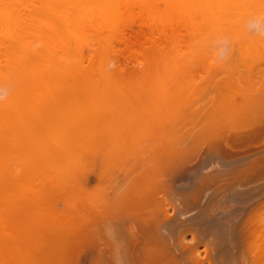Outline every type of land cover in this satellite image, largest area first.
I'll return each mask as SVG.
<instances>
[{"label": "bare ground", "instance_id": "obj_1", "mask_svg": "<svg viewBox=\"0 0 264 264\" xmlns=\"http://www.w3.org/2000/svg\"><path fill=\"white\" fill-rule=\"evenodd\" d=\"M254 1L256 0H0V29L2 27V32L0 30V75H2L1 72L8 75L11 70L10 73L14 70H23V72L18 71L21 74L20 76L18 75L20 80L19 82L17 81L16 87L13 85L14 83L11 82L12 84H10L8 82L13 87V90H10L13 93L9 91L10 86L6 84L9 87V95L13 94L11 98L14 102V104L12 103L13 107L16 108L14 111L16 112L17 110L16 114L21 117V122L19 120L17 123L13 118L15 122L12 120V124H7L11 122L9 121L11 119L8 118L9 120H7L8 116L6 118L3 117L6 119L4 120L5 123H7L1 127L2 136L0 135V143L2 145L0 148L2 149L5 146L6 150L12 149V151L16 150V152H19L18 148L21 147L23 148L22 150L20 148L21 152L24 150V153H28L29 157L30 154H35V156L39 157H42V154H49L50 157V154L58 153L57 150L59 149L66 148L67 152L68 149L74 150L75 148V153L77 158H79L76 159L81 161V156L88 153L87 149L85 151L82 148L89 147L94 142H96V145L99 142L98 140L102 142V139H112L111 142L115 141L118 143L119 149L120 145L123 149L124 144L126 147V144L131 145V147L129 146L131 151L127 150V148L124 149V151L127 150L128 152L122 151V148L118 149L120 153L117 150L116 154L120 155L117 157L126 155L129 160H131V157L138 159L137 152L139 148L135 144H140L139 139L145 138L149 140L151 137H155L151 131L154 130V126L162 123H165L163 124L165 126L169 122L173 124L181 122L180 113L186 112L190 115V112L187 111L190 110L189 107L191 105L193 107V102L198 106L196 103L203 95V91L205 90L206 92L207 88H209L207 91L209 93L210 87L207 86L211 85L210 83L212 85L215 84L213 90L217 91L218 96L215 99L213 95L212 103L210 102L211 105L213 104L212 110L209 102V105L207 104L209 109H206L211 110V112L207 111L209 112L207 113L209 114L208 117L205 113L206 117L209 118V121L206 118L208 123L205 125L208 126V134L205 132V136L207 135L206 138L208 139L203 138L204 136L200 133V137L205 141L203 142L198 136L201 142L199 144L196 142V145H200L202 142L207 144L204 154L201 152L203 155L200 162L195 168L187 169L183 167L181 160L174 161L171 165L172 168L167 174H171L172 181L178 183L175 192L180 193V196L183 195L184 202L190 201L187 206L185 205L186 207L191 202L197 201L199 197L204 196L206 199L207 205L202 210L200 220L204 216L203 218L206 220L207 225L206 230L214 237L215 245L219 246L216 261L209 264H264V66H262L264 65V39H257L255 36L257 40H253L254 37H252L251 41L247 42L231 40L238 47V52L235 48L238 56L234 58V54H236L234 51V53L226 51L228 54L225 55V64L221 63L218 68L214 66L216 70L221 71L219 68H222L224 71V78L221 82L216 81V77L213 75L204 82V84H208L207 86H196L195 75L198 74V69H196L197 64L192 61V58L196 59L202 56L196 54L195 50L198 42L209 40V38H204V35L219 36L222 32H226L225 34L228 33L232 36L236 32L233 33V30L237 26H235V20H237L238 14H243L244 9L252 7L250 5ZM36 3L37 5H35ZM13 24L15 26L18 25L16 28L21 27L22 33L20 31L16 33L18 29L15 31V27L11 28L12 34L8 32L10 31L8 27ZM26 24H28V27L25 28ZM238 24L240 25L239 22ZM32 26L35 27V31L37 29L36 32L31 33ZM24 29L27 30L25 31ZM28 29H31V31L29 32ZM185 36L189 37L190 42H188L189 40L187 41ZM187 42L191 45L190 56L184 51ZM234 43H231V49L234 48ZM15 44L16 46H14ZM256 45L260 47H257L259 50L255 49ZM38 46L39 49L35 50ZM11 48H15L17 52L9 54L13 51ZM3 60H5V64L2 63ZM110 64H112V69L108 70L107 67ZM193 68L195 69L193 70ZM15 73L13 72L12 75H15ZM9 77L6 76V78ZM62 79L66 80L67 83L63 81L60 84ZM14 80L17 79L14 78ZM183 82L185 84H182ZM218 82L222 85L220 86ZM44 85L47 87H45L46 89L43 87ZM208 93H205L206 96ZM9 95L8 97H10ZM65 95H68V98L72 97L73 102H71L70 106L63 104L67 99ZM107 95L110 96L108 101L112 96L110 106L108 104L110 109L104 104L100 105V101L103 103L107 100ZM85 96L87 98L91 96L87 103L84 101L86 100ZM211 96L209 99H211ZM204 98L203 96L201 100H204ZM10 100L6 104L10 103ZM199 102L201 101L198 100ZM6 104L1 108V111L2 109L9 111L8 108L10 106ZM105 104L107 103L105 102ZM26 106H30L29 108L27 107V115H25L23 110ZM96 106H99L101 110L106 107L107 110L98 111V109L96 111ZM13 107L12 109H14ZM10 112L13 113L12 110ZM194 112L196 115L198 114V110ZM3 114L7 115L8 112ZM194 114L189 117L192 118ZM9 115L12 116L11 114ZM194 118L195 115L191 120ZM184 121L187 122V120ZM168 126L170 127V125ZM108 127L112 129L110 136L109 132L108 134L105 132L107 131L105 128L107 129ZM148 128L151 129V137H146L148 135L142 131L146 129L147 132ZM103 129L104 132H102ZM202 129L203 133L205 128L203 127ZM97 130L98 132L101 130V133H98ZM156 131L158 132L159 129ZM163 132L165 133L166 131ZM140 133L144 134L143 137ZM156 135L159 136L160 134ZM159 138L157 137L158 140H160ZM193 139L195 142V138ZM162 143L165 144L161 138L160 146H162ZM177 143L179 144V142ZM175 144L174 142L172 149L178 146V144L176 146ZM6 145L9 146V149ZM132 145L137 149L136 152L132 151ZM141 145L139 146L144 149V146ZM254 145H258L260 148L256 149L258 147H254ZM17 146L18 148H16ZM160 146H157L158 150H164L166 144L163 148H160ZM97 147L94 146V148ZM117 147H114L115 151ZM114 148L112 147V149ZM145 149L147 148L145 147ZM172 149L171 151H173ZM109 150L108 155L111 158L112 154L111 160H114L115 152L109 153ZM147 150L151 151L150 149ZM154 150L151 151L153 156ZM163 150L162 152L156 151L157 153L153 157L156 159V162L153 160L155 168H149L150 170L153 169L151 172H155L156 176L161 174L160 170H163L162 165L165 163L163 161L162 164L163 158L166 157V160H172L176 154L173 153L174 151L167 150L168 152H163ZM193 150L194 148L190 149L189 153ZM2 151L5 152V148ZM148 151L147 153H150ZM177 151H179L178 148ZM72 152L74 153V151ZM95 152L97 153V151ZM95 152L93 153L94 155L96 154ZM104 152L106 153L105 150ZM2 153L0 152V155ZM10 153L14 152L10 150ZM133 154L136 155L134 156ZM54 156L57 157L58 155ZM65 156L67 157V155ZM5 157L8 156L5 155ZM56 157L53 159H56ZM144 157L146 156L144 155ZM59 159L62 158L59 157ZM136 159L134 160L137 162L140 160V167H144L142 166L145 165L143 160L141 158ZM31 160L33 161V159ZM46 160L48 162V158ZM134 160L132 161L134 162ZM171 160L168 162H172ZM67 161L68 159L64 162ZM75 161L74 159L72 162L76 163ZM80 161L74 165L79 166V163L81 165L82 161ZM104 161L102 162L107 164ZM56 163L60 165L61 162L59 160ZM68 163L67 165H69ZM86 163L84 162V166ZM27 165H30V163ZM64 166L62 167L65 168ZM76 166L73 167L75 168ZM117 166H115L114 170H111L114 180L120 174ZM58 168L60 169L61 166H55L56 172L60 173L58 174L57 172L58 175L56 174V177L61 175V171H63L61 169V171L58 170ZM77 168L79 170L81 167ZM82 168L85 169L83 166ZM116 168L118 169L116 170ZM21 169L23 168L21 167ZM31 169H33V166ZM55 169L51 167L49 170L52 173V170L55 171ZM73 169H66L68 172L71 171L70 176L68 175L69 178L74 176V173H72ZM78 170L75 168V175ZM42 171H44L43 168ZM147 171L148 169L141 174ZM131 172L133 171L131 170ZM54 173L51 174L52 180L56 178H54ZM65 173L66 171L62 172L63 175ZM33 174L35 175V173ZM106 174L108 178V171ZM63 175L60 176L61 179ZM81 175L83 176V174ZM146 176H143V180L147 178ZM5 177L7 178L6 175ZM31 177L30 179H32ZM45 177L51 180L47 174H45L43 180ZM78 177L79 181L80 178L83 180L80 175ZM151 177L154 176L151 175ZM63 178L66 179V177ZM140 178L137 177L135 180H140ZM65 179L61 181L67 183ZM113 179L112 184L114 185ZM70 180L68 182L70 185L65 184L66 189L69 190L71 188H67V186H71L72 180ZM77 180L75 182L73 180L72 183L78 185ZM98 180H101V178ZM53 181L52 183L49 181L52 186L58 182L53 183ZM133 182L132 186H134ZM138 183L141 184L139 181ZM58 184L59 182L54 189H50L55 190L57 188L55 191H58L61 186H58ZM140 184L139 186L136 184V189L133 187V191H130L132 195L127 194L124 197L125 200L127 199L125 202H128L127 206L125 205L126 208L123 206L126 212L122 209L124 213L121 211H119L121 213L115 212L120 207L121 199L118 207L114 203L112 204V207L113 205L117 207L116 209L112 208L115 210L114 212L112 211V264H204L203 262H193L192 260L187 262L175 257L174 246L168 241V236L162 237L161 235L162 231H170V229L176 228L177 224H174L175 218L168 216L166 205H162V199L156 197V195L152 196L151 191H148L150 193L149 197L146 196L148 195L146 194L148 189L145 186L147 189L145 191ZM63 186L62 188L64 189L65 186ZM132 186L130 187L132 188ZM5 187L4 185L3 188ZM41 187H39V190L42 191L44 188ZM130 187L129 189H131ZM21 188L23 187L21 186ZM33 188H31V191ZM2 191L1 196H3ZM25 191L27 193V190H24V193ZM35 192L37 195V190ZM72 192L74 194V190ZM117 192L119 193L120 189ZM127 192L129 193V190ZM20 193L22 194V192ZM57 193L53 194L52 192L50 197L60 195V193ZM39 194L40 191H38V196ZM36 195L34 196L35 198H37ZM32 197L33 195L28 199L27 197L24 198L30 201ZM24 198L20 199L23 201ZM35 198L33 200L38 201V198ZM116 198L119 199V195ZM47 200H49V196ZM17 201L13 203H17ZM37 201L32 203L37 205ZM43 201L39 202V205L41 204L39 211L42 212V215L46 209L42 210ZM147 201L151 202L152 205L150 207L155 208L153 209V213L155 211L153 219V215L151 214L152 216L150 217V214H148V212L151 213L152 208L148 206L149 203ZM47 204L51 203L47 202ZM48 208L51 209L52 206H48ZM162 208H166V210ZM173 210L179 213L180 209L179 207H174ZM36 211L37 209L33 213H37ZM48 211L46 214H50ZM141 211L144 213L148 212L145 215L143 213V217L141 216ZM139 213L141 214L139 215ZM40 214L38 213L37 215ZM42 215H40L42 220L39 219V216H34L35 219L39 217L37 223L36 220H33L35 221L33 223L36 224H33L34 228L38 227V221L39 223L45 222ZM148 216L149 218H147ZM244 216H246V219ZM34 218L32 217V219ZM46 218L50 219L48 215ZM51 221L49 220L48 222ZM55 221H53L54 224ZM50 224L47 226L54 225Z\"/></svg>", "mask_w": 264, "mask_h": 264}, {"label": "rangeland", "instance_id": "obj_2", "mask_svg": "<svg viewBox=\"0 0 264 264\" xmlns=\"http://www.w3.org/2000/svg\"><path fill=\"white\" fill-rule=\"evenodd\" d=\"M256 1H254L253 4L250 5L252 7L244 9L243 14L242 13L238 14V16L236 18L238 21L235 20V23H236L235 26L236 25L237 26L234 27L235 29L233 30V33L235 31L236 32L232 36L229 35L228 33L225 34L226 32L224 33L221 31L222 34L219 36L218 35H216V36L204 35V38H209V40L200 41L196 44L195 53L198 54L199 56L202 55L201 57L196 58L197 60L195 58H192L193 59L192 61L195 64H197L196 69H198V74L195 75V85L196 86H203V85L207 86L208 84H204V82H206V80L213 75L216 77V81L218 80L221 82L223 80L224 71L222 70V68L221 69L219 68V70H221L222 72L218 71L214 68V66H216L218 68L219 66H221V63L225 64L224 63L226 60L225 55L228 54L227 52L230 53V52L234 51L236 53V54H234V58L238 56L237 55V52L239 51L238 47L234 42H231V40L234 39L235 41L238 40L237 42H239V41H243V42L246 41L247 42V41H251L252 37H254L253 40H255L256 39L255 36L257 37V39H264V0H260V1L256 0ZM35 5H37V3ZM255 5H256L255 8H257V9L253 8ZM251 8H253V9H251ZM251 10H252V12H251ZM246 11H247V14H246ZM238 22L240 23V25L238 24ZM27 25L28 24L25 25V28L28 27ZM10 26L11 27H8V28H10V31H8V32H11L12 27L16 28V26H18V25L15 26V24H13ZM19 27H20V25H19ZM32 27H33V29H32ZM32 27H30L32 29V31H31V29H28L29 32L30 31H31V33L36 32L37 29L35 31L34 30L35 27L34 26H32ZM15 28H14L15 31L18 29L16 31V33L18 31H20L22 33L23 30H21L22 29L21 27L16 28V29ZM1 29H2V27H1ZM4 29H5V27H4ZM24 30L26 31L27 29H24ZM15 31H13V32H15ZM1 32H2V30H1ZM45 32H47V31H45ZM11 34H12V32H11ZM185 37H187V41L189 40L188 42H190L189 37L188 36H185ZM188 42H187L186 46L184 47V51H186V54L188 56H190L189 53L191 50V45ZM231 43H234L233 44L234 48H232V49L230 47ZM258 45L260 46V44H258ZM258 45L255 46V49L260 48V47H258ZM14 46H16V44ZM235 48H236L237 52H236ZM11 49H13V51H11L12 53H9V54H13V52L14 53L17 52V50L15 51V48H11ZM16 49H18V47H16ZM37 49H39V46L35 50H37ZM223 59H224V61H223ZM2 63L5 64L6 63L5 60H3ZM262 66H264V65H262ZM107 69L111 70L112 64H110L107 67ZM194 69L195 68H193V70ZM11 71L8 72V75H6V73H4V72H1L2 75H0L1 77H3V78L0 77V131H1V127L3 126V124L6 125V123H7V122L5 123V121H4V120H6L5 118L7 116H8L7 120L11 119V120H9L11 122H8L7 124H12L13 118L15 119V121L17 123L19 122V120L21 122V117L19 116V114L18 115L16 114L17 110H16V112L14 111L16 108L13 107L14 102L11 98L13 94L9 95L10 92L13 90V87H11L12 85L10 86V84L14 83L13 84L14 86L18 84L17 81L19 82V80H20L19 76L21 73H19V72L21 70L20 69L14 70L13 72L14 73L16 72L15 75H12L13 72L10 73ZM21 72H23V70ZM3 73H4V75H3ZM5 75L8 77L10 76L9 78L11 80L9 81V78H6ZM14 78L17 80H14ZM5 79H7V80H5ZM63 81L65 82L66 80L62 79L60 84ZM8 82H10V84H8ZM220 82H218V84L221 86L222 84ZM65 83H67V81ZM6 84H8V86H10L11 89L8 86H6ZM182 84H185V82H183ZM210 84L212 85V83H210ZM27 85H29V84L27 83ZM211 85L207 86V87H210L209 93L207 92L209 90V88H207V91L205 92V90H204L203 95L200 97V99H198L201 102L198 103V100H197L196 104H198V106L195 105V103L193 102L194 109H193L192 105H191V107H189L190 110H188L187 112H190L191 116H192V114L195 113L194 112L195 110H198V114L200 113V115L198 116V114L196 115V113H197V111H196V113L194 114L195 118L193 120H191V119L194 117V115L192 118H190L191 116L188 115L189 113L187 114L186 112H181L179 115L180 117H182L181 122L179 121L178 123H174L175 126L172 122H169L165 126L163 125L165 123L154 126L153 129L155 130V132H154V130H151L149 128H148L149 130L147 129L148 130L147 132H149V133L146 132V129L142 130L144 134L146 133V135H148V136L145 135L146 137L152 136V135L150 136L151 131H152V134H154V136H155V137H151L149 140L148 139L146 140L145 138L139 139L140 144H142L141 146H144V149H143V147L139 146L140 144L138 142H137L138 144H135V146L137 145L138 146L137 148L140 149V151L138 149L137 158L139 157L138 159L141 158L143 160L145 165H142V166H144V167H140L141 166V164H139L140 160L136 159V157L135 158L131 157V160L127 159L128 156H126V155H125L126 157L125 156L124 157L123 156L117 157L120 154H116V153L121 148H122L121 149L122 151H124L125 148H127V150L131 151V149H130L131 145L126 144L127 145V147H126L124 144V149L120 145V149H119L118 143L115 141H114L115 143L113 141L111 142L112 139H110V140L107 139L108 141L106 139H102V142L100 140H98L99 142L97 141L98 143L96 145H95L96 142H94L89 147L82 148L85 151L87 149L88 153H85L86 155H82L83 157L81 156L82 159L81 158L80 159H81L82 163H81V165L79 163V166L74 165V164H78V162L80 161V160L77 161V159H79V158H77V155L75 153V148H74V150L68 149L67 152H66V150H67L66 148H64L65 150L59 149V150H57L58 153L50 154V157H51V155H52V157H53V155H58L57 157L54 156V157H56L57 161H56V159H53L54 157L50 158L49 154L48 155L42 154L43 155L42 157L41 156L40 157L35 156V154H30V157H29V154L24 153V150L21 152V150L23 148H21V147L18 148V146L16 148L19 149V152L18 151L16 152V150L12 151V149H10L11 152H14V153H10V150H6L5 146H4L5 152L2 151V149L4 150L3 147H2V149L0 148L1 149L0 152H3L2 153L3 156H2V154L0 155L1 156L0 157V171H1L0 172V176H1L0 180L2 179V181H4V182L0 181V187L4 183L2 185V187L0 188V200H1L0 201V206H1L0 207V214L4 211L0 215V264H112V211L113 212L115 211L114 209H116L118 207L119 202L122 200V202H120V204H123V203L124 204L123 205L119 204V206L120 207L122 206V208L119 207L118 210L116 209L115 212L121 213V212H123L122 210H125L124 212H126L125 208H126V206H127L126 204L128 202H125L127 199L125 200L124 197L127 194L132 195L131 192L134 189L133 187H135V189H136V187L139 186V184H140V183H138V181L141 182L140 186L141 187L143 186V189H145V191L148 189L146 191V194H148V195H146V196L149 197L150 193L148 191H151L153 194L152 196L156 195V197H159L160 199H162V201H163L162 205H164V204L166 205V208L168 211V216L175 218L174 224H177L176 228L170 229V231L165 230V231H162V233H161L162 237L168 236V241H170L172 246H174L175 257L177 259H182V260L187 261V262L190 260H192L193 262H203L204 264H209L211 262H215L216 261V254L219 250V246L215 245L214 237L211 234H209L208 231L206 230L207 225H206V220L203 218L204 216L201 217V220H200V215L202 213V210L207 205L206 199L204 198V196L199 197L197 201L195 200V201L191 202L192 204L191 203L189 204V206L191 205V207H189V206L186 207L190 201L184 202L183 195L180 196V193L175 192V188L177 189L178 183H174V181H172V177H171L172 175L167 174V172L170 171V168H172L171 165L174 161L177 162L178 160L179 161L181 160L183 163V167H185L187 169H193L198 165V163L200 162V159L202 158V155L204 154V150L206 149L207 144H206V142L203 143L205 141L203 138L207 137V135L205 136V132H207L206 134H208V129H207L208 126H205L208 123V122H206V118L208 117L209 114H207V113H209V112H207V111L211 112V110H212L213 104L211 105V103H212L213 95L215 96L214 97L215 99L218 96V94L216 93L217 91L213 90L215 84L212 85V89H211ZM25 86H26V84H25ZM68 86H69V83H68ZM43 87L45 88L46 86L44 85ZM8 88H9V91L11 90L10 92L8 91ZM211 90H213V91H211ZM11 93H13V92H11ZM205 93L206 94L208 93V95H207L208 97L206 96ZM8 95L10 97H8ZM65 96L67 97L68 95H65ZM108 96L109 95H107V97H106L107 100L105 101L107 104H105V102L101 103V101H100V105L104 104L105 106L108 107V104H109V106H110L111 101H112V96H111V99L109 101H108V99L110 98V96L109 97ZM203 96L205 98H204V100L203 99L201 100V98ZM210 96H211V99H209ZM90 97L87 98V96H85V99H86V100H84L85 103L89 102L88 99H90ZM71 98H72L71 96H70V98L67 97V99L64 101V103L63 102L62 103L65 106H68V105L70 106V104H72L71 102H73ZM6 100L7 101L10 100V103L8 102L7 104H9L10 107L12 106L14 109H12V107L11 108L9 107L8 108L9 111H4L3 109L1 111V108L7 102ZM97 102H99V101H97ZM208 102L211 105V107H210L211 110H208L209 109ZM99 106H96V111L99 109ZM27 107L29 108L30 106H26L25 109L22 108L25 111V115H27V111H28ZM199 107H200V109L201 108L202 109L200 110ZM206 108H208V109H206ZM108 109H110V107H108ZM11 110L13 111V113L10 112ZM105 110H107L106 107L103 110L99 109L98 111H105ZM24 111H23V113H24ZM4 112H8V114L7 115L3 114ZM23 113H20V114L22 116H25V115H23ZM205 113H206L207 117H206ZM2 114H3V116H2ZM9 114H11L12 116H10ZM13 116H15V117H13ZM3 117H5V118H3ZM196 118H197V120H196ZM208 119L209 118H207V120ZM184 120H187V122ZM185 122H186V124H185ZM179 123L183 124V125H180ZM168 125H170V127ZM156 127H157V129H156ZM203 127L205 128V130L202 133ZM109 128L110 127H108L107 129L105 128V130H107L105 132H107V134L109 132V136H110L112 129L111 128L109 129ZM158 129H159V131L157 132L156 130H158ZM144 130H145V132H144ZM160 130H162V132H160ZM163 131H166V132L164 133ZM97 132H98V130H97ZM102 132H104V129ZM98 133H101V130ZM143 133H140V134H142L141 135L142 137L144 135ZM169 133H172L173 135L169 134ZM200 133L202 134V136H204L203 138L200 137L201 136ZM1 134H2V131H1L0 135ZM156 134H160V135L157 136ZM165 134H167V135H165ZM197 134H199V135H197ZM198 136H199V139L201 138V140L203 141L202 143H200V145H196V142H198L197 144H199V142H201L198 139ZM157 137L158 138L160 137L159 138L160 140H158ZM161 138H162V140H164L166 147H164L165 146L164 143H162V146H160ZM193 138H195V142H194ZM206 139H208V138H206ZM141 140L142 141L144 140V141L142 142ZM0 141H1V139H0ZM174 142L176 143L175 146L178 144L177 142H179V144H181V145L179 146V144H178V146H176V148L172 149V147H174V145H173ZM168 144L171 145V147H169ZM1 145L2 144L0 143V147H1ZM147 145H150V146L147 147ZM158 145L160 146V148L161 147L165 148L164 150L162 149L163 152H166L167 150L171 151V149H172L174 152L173 151H171V152H173L174 154L176 153V154L174 155L172 160L169 159L172 162H168L169 160H166V157L163 158L162 164H163V161H165V163L162 165L163 170L159 169L161 174L160 175L158 174V176H156L157 174H155V172L154 173L151 172V171H153V169L150 170L149 168H152V167L155 168L154 167L155 166L154 161L156 162V159L153 158V157H155V153L162 152L161 149L158 150V148H157ZM258 145H256V146L254 145V147H258ZM94 146L95 147L98 146V147L94 148ZM133 146L134 145H132V148H133L132 151L136 152L137 149L135 148V146L134 147ZM108 147L110 148V150ZM112 147L113 148L117 147L116 151H115V148L112 149ZM145 147L147 149H150L151 151H153L155 149L154 150V156L152 154L153 152L148 151L147 149H145ZM7 148L9 149V146H7ZM10 148H12V147L10 146ZM20 148H21V150H20ZM152 148H153V150H152ZM177 148L179 151H177ZM192 148H194L195 151L193 150L192 151L193 153L191 151H190L191 153H189V150L190 149L192 150ZM259 148L260 147H258L256 149H259ZM90 150H91V152H89ZM104 150L106 151V153L104 152ZM108 150H109V153L115 152V155L113 157V159L115 158L114 160H111L112 154H111V158H110V155H108ZM127 150H125L124 152H126ZM25 151H26V149H25ZM72 151H74V153ZM95 151H97V153ZM147 151L150 153H147ZM94 152L96 153L95 155L93 154ZM8 153H9V155H8ZM18 153H20V154H18ZM119 153H120V151H119ZM200 153H201V155H200ZM15 154L18 155V158H17V155H15ZM5 155H7L8 157H5ZM32 155H34L36 158ZM65 155H67V157ZM133 155L135 156L136 154H133ZM144 155L147 157V159H146V157H144ZM59 157L62 159H59ZM47 158H48V162L46 160ZM84 158H86V159H84ZM129 158H130V156H129ZM31 159H33V161L35 160L37 163L35 161L33 162ZM66 159H68V161L64 162V161H66ZM74 159L76 160L75 161L76 163L72 162ZM83 159L86 160L87 163L88 162L89 163L87 164L86 161H84ZM134 159L138 160V162L135 161ZM40 160H41V162H39ZM59 160L61 163L62 162H64V163H62V164L60 163V165H58L59 163L57 164L56 162H59ZM107 160H108V162H107ZM132 160H134V162ZM102 161H104L107 164H104ZM112 161H113V163H112ZM119 161H120V164H119ZM122 161H123V163L121 164ZM84 162L86 163L85 166H84ZM2 163H4V164L2 165ZM29 163H30V165H27ZM41 163H43V164L41 165ZM47 163H48V165H46ZM52 163H54V164H52ZM67 163L69 165H67ZM51 164H52V166H50ZM56 164L58 166H61L60 169L63 170V171H61L58 168V170L61 171V175H63L62 172L66 171L65 175H63V177H66V179L63 177H62V179L63 180L65 179L67 183H65L64 181H61L62 180L60 178L61 175L57 176L59 178L56 177V174L58 172V171L56 172V169H55V166L58 167ZM63 164L64 165L66 164L67 166L66 165L64 166ZM89 164H90V166H89ZM44 165H46V166H44ZM116 165H118L117 166L119 168L118 173H120V174L118 176H116L115 180H114L113 179L114 176L112 177V171L111 170L112 169L114 170ZM4 166H5V168H4ZM20 166L23 169H21ZM29 166H30V168H29ZM32 166H33V169H31ZM39 166L41 167V169ZM62 166H64L65 168H63ZM71 166H72V168H71ZM73 166H76L75 167L76 170H78L77 167H79V168L81 167L78 171L80 173L82 172L81 174H83V176L78 171L76 172L77 174L75 175V172H74L75 168ZM82 166L85 167V169H83ZM107 166H108V168H107ZM34 167H36V168H34ZM46 167L49 169L51 167L53 169V167H54L55 171L52 170V173L56 172V173H54V178L56 177L55 179H53L54 181L52 180V177H51V174H52L51 170L47 169ZM1 168H2V170H1ZM25 168L27 169V171ZM42 168L44 171H42ZM105 168H106V170H105ZM118 168H116V170ZM34 169L35 170L37 169V170L35 171ZM66 169H68V170L73 169L72 173H74V176L73 177L71 176V178L72 179L74 178L73 179L74 182L78 178V180H77L78 185H76L75 183H72L73 180L68 177V175L70 176L71 171L68 172V170H66ZM142 169H143V171L148 169L147 172L149 174L147 172L146 173L144 172V174H141V173H143ZM31 170H33V171L31 172ZM38 170H39V172H37ZM83 170H84V172H83ZM128 170H130V171H129V173L126 174V172ZM131 170L133 172H131ZM107 171H108V178L110 177L109 179L106 177ZM110 172H111V174H110ZM33 173H35V175ZM123 173L125 176L122 175ZM132 173H134V174H132ZM45 174L49 175L51 180L47 179L48 176L45 177L46 180L45 179L43 180V177L45 176ZM58 174H60V173L58 172ZM99 174L101 177L99 176ZM138 174H140V175L138 176ZM5 175L7 176V178L5 177ZM28 175H30V176H28ZM31 175H32V177H31ZM78 175H80V177H82L83 180H81V178H80V181H79ZM142 175L143 176L147 175L146 176L147 178H144V180H143ZM151 175L154 177H151ZM134 176L136 178L137 177L140 178L142 176V178H140V180L136 181L135 180L136 178ZM30 177L32 179H30ZM40 177L42 180L40 179ZM100 178H101V180H98ZM102 179H105V180H102ZM112 179L115 182V184H114L115 186L112 184ZM58 180H60V181H58ZM69 180L71 181L72 187L67 186V188L70 187L71 188L70 190L66 189V186H65V184L70 185V183H68ZM49 181H51V183H52V181H53V183L58 181L59 182L58 186L61 185L58 188V191H60V192L55 191V190H57V188L55 190L50 189V188L54 189L58 182L52 186L51 183L49 184ZM98 181H100L101 183ZM15 182H16V184H15ZM132 182L134 183V186L131 185ZM46 184H47V186L45 187ZM136 184H137V186H135ZM4 185L6 186L5 188H3ZM25 185L27 188L24 187ZM62 185L65 186V187L63 186L64 189L62 188ZM21 186L23 188H21ZM40 186H42L44 188L42 191L39 190ZM130 186H132V188ZM145 186L147 187V189ZM129 187L131 189H129ZM31 188H33L32 189V191H34L33 193L31 191ZM35 188L37 190V195L35 192L36 191ZM124 188H126V189H124ZM2 189H4V190L2 191ZM9 189H10V191H8ZM23 189L27 190V193H26V191L24 193ZM72 189L74 190V194L72 192L73 191ZM119 189H120V192L121 191L123 192V195H122V192L121 193L119 192L120 194L117 192ZM5 190H6V192H5ZM50 190L53 192V194L57 193V192L60 193V195L57 193L58 194L56 196L57 198L53 195L55 197V201H54L53 196L50 197V195L52 194V192ZM68 190H69V192H68ZM127 190H129V193L127 192ZM1 191H2V195L4 197L1 196ZM11 191H12V194H11ZM38 191H40L39 196H38ZM3 192H4V194H3ZM20 192H22V194ZM50 192H51V194H50ZM30 193H31V196L33 195V197H32V199H30V201L29 200L27 201V199L31 197ZM112 193H114V194L112 195ZM43 194H44V197H43ZM20 195H22V196L20 197ZM35 195L37 196L38 201L33 200L35 198L34 197ZM118 195H119V199L116 198V197H118ZM23 196L27 197V199L24 198ZM48 196H49V200H47ZM10 197L12 198V201H11ZM4 198L6 201L4 200ZM20 198H22V199L24 198V200L22 201V199H20ZM37 198H35V199H37ZM115 198L117 199V201L119 200L118 203H117ZM39 199H40V201H39ZM41 199H42V201L44 200L43 201L44 203L46 202L45 204L43 203L42 210L46 208L47 211L49 210L48 212H50V214L49 213L46 214L47 213L46 209L43 212L44 213L43 215H42V212L39 211V209L41 208L40 207L41 204L39 205V202L40 203L42 202ZM129 199H130V196H129ZM16 200H18L20 202L17 201V203H13V202H16ZM32 200L35 203L37 201L38 204L36 205V204L32 203L33 202ZM150 200H151V198H150ZM8 201H9V203L7 204ZM47 202H49L51 204L48 205ZM18 203H20V204H18ZM113 203L117 207H114V205L112 207ZM147 203H149V201H147ZM147 203L145 204V206L147 205ZM31 204H33L32 205L33 207L31 206ZM45 205H46V207H44ZM150 205H152L151 202L149 203L148 206L150 207ZM10 206H12V207H10ZM34 206H38V207H34ZM48 206L49 207L52 206V208L49 209ZM123 206L125 208H123ZM14 207L16 210V211L14 210L15 212L13 211ZM174 207L175 208L179 207V209H180L179 213L174 212V210H173ZM28 208H30V209H28ZM34 208L37 209V211H36L37 213H35V214L33 213V211L36 210ZM112 208H114V209H112ZM143 208L145 209V207H143ZM150 208H152L150 211L151 213L148 212L149 210L147 212H148V214H150V217L153 215L152 216V219H153L154 213H155V211L153 213V209H155V208L152 206ZM166 208L165 209L162 208V209L166 210ZM10 209H12V210L10 211ZM147 209L148 208L146 206V210ZM24 210H25V212H24ZM21 211L23 212V214ZM119 211H121V212H119ZM127 212H128V209H127ZM38 213L39 214L41 213L40 215H42V218L44 217L43 220L45 222L39 223V221H38V224H40V225L37 224V226L40 228H38V227L34 228L33 224L34 225H36V224L33 223V222H35L33 220H36V223H37L38 218L40 217L39 219H41V216L37 215ZM141 213H142L141 216H143L144 212L141 211ZM141 213H139V215ZM146 213H144V215ZM19 214H20V216H19ZM30 214H32V215L30 216ZM33 214H34V216H36V217L39 216V217L37 219H35ZM113 214H115V213H113ZM47 215L49 216L50 219L46 218ZM3 216H4V218H3ZM23 216H24V218H23ZM26 216L28 219L27 221H26ZM130 216H131V214H130ZM32 217L34 219H32ZM244 217L246 219V216H244ZM2 218L4 219V222H3ZM147 218H149V216ZM46 219H47V222L49 220L51 221L53 219H54L53 221L56 220L55 221L56 226H58L60 224L59 225L60 227L54 226L55 224L53 223V221L47 223ZM57 219H59V220H57ZM58 221H60V222H58ZM46 223H47V225H49L50 223L54 224V225L47 226ZM26 224H27V226H26ZM43 225H46V226H43ZM28 227H30V228H28ZM212 237H213V239H212Z\"/></svg>", "mask_w": 264, "mask_h": 264}]
</instances>
